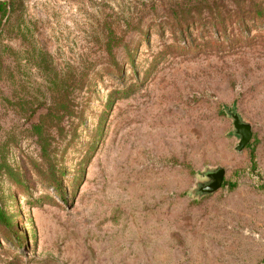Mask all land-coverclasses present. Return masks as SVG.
Masks as SVG:
<instances>
[{
    "label": "rangeland",
    "instance_id": "1",
    "mask_svg": "<svg viewBox=\"0 0 264 264\" xmlns=\"http://www.w3.org/2000/svg\"><path fill=\"white\" fill-rule=\"evenodd\" d=\"M2 1L0 264H264V0Z\"/></svg>",
    "mask_w": 264,
    "mask_h": 264
},
{
    "label": "water",
    "instance_id": "2",
    "mask_svg": "<svg viewBox=\"0 0 264 264\" xmlns=\"http://www.w3.org/2000/svg\"><path fill=\"white\" fill-rule=\"evenodd\" d=\"M232 124V133L237 136L235 151L242 152L252 138V124L243 119L241 115L233 108L228 111ZM225 168L221 165L207 167L203 173V179L194 183L191 190L193 196L201 198L218 191L223 184L225 177Z\"/></svg>",
    "mask_w": 264,
    "mask_h": 264
},
{
    "label": "trees",
    "instance_id": "3",
    "mask_svg": "<svg viewBox=\"0 0 264 264\" xmlns=\"http://www.w3.org/2000/svg\"><path fill=\"white\" fill-rule=\"evenodd\" d=\"M5 3H6V2H4V1L0 2V4H1L2 6H4ZM41 132H42L41 130L38 131V133H41ZM249 143H250V142H249ZM249 143H248V144H249ZM248 144H247V146H248ZM252 160H254V153H253V152H252ZM3 215H4L3 210H2L1 207H0V220H1V218L3 217Z\"/></svg>",
    "mask_w": 264,
    "mask_h": 264
}]
</instances>
